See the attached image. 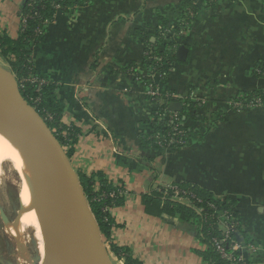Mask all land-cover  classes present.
Segmentation results:
<instances>
[{"label": "crops", "instance_id": "0c3cea01", "mask_svg": "<svg viewBox=\"0 0 264 264\" xmlns=\"http://www.w3.org/2000/svg\"><path fill=\"white\" fill-rule=\"evenodd\" d=\"M25 1L0 0L1 34L19 35ZM166 39L175 47L161 77L143 62ZM31 58L56 84L62 121L79 129L74 168L101 171L125 191L123 203L109 208L112 243L142 264H204L195 250L205 245L190 223L148 215L141 202L152 187L188 183L234 202L228 215L243 264H264V109L233 105L264 91V0H88L56 11ZM142 79L158 97L147 96ZM166 96L170 111L171 102L181 111L185 100L196 101L184 121L193 136L142 149L140 138L152 131L144 124ZM226 217L218 213L220 228Z\"/></svg>", "mask_w": 264, "mask_h": 264}, {"label": "trees", "instance_id": "16d2710c", "mask_svg": "<svg viewBox=\"0 0 264 264\" xmlns=\"http://www.w3.org/2000/svg\"><path fill=\"white\" fill-rule=\"evenodd\" d=\"M86 1L88 0H26L21 14L24 24L21 26L19 35L16 38H11L6 33H0V56L11 66L12 71L19 78L18 86L22 96L45 120L67 157L73 153L79 129L62 121L64 103L56 95V84L47 73L34 67L31 55L32 47L38 43L42 30L53 20L57 10L65 12ZM175 32L178 33L179 29L175 28ZM166 40H160L163 42L162 49L157 47L149 50L145 54L143 62L145 66L152 68L161 77L167 73L166 65L172 61L175 47V42ZM259 72L264 75L263 69H260ZM40 81L42 82L40 83ZM142 81L146 85L149 83L144 82L143 79ZM257 94H264V91H259ZM251 95L244 93L240 95V98L244 99ZM166 100L154 112L150 121L143 122L144 126L151 127L152 131L140 138L142 149L163 148L171 138L181 141L176 145H183L188 143L193 136L192 131L184 125V121L185 118L192 115L196 101L187 99L184 101L181 111H170L168 101L172 98L166 96ZM169 113L175 114V119L170 120ZM175 124L182 134L176 133ZM78 174L89 207L97 220L105 242L109 243L111 251L117 257L123 258L125 264H142L131 256L128 248L117 246L111 242V228L114 219L107 208L123 203L124 194L119 193L122 188L115 187L108 182L101 171L90 176L82 172H78ZM96 180L98 184L95 185ZM173 185L176 186L175 190L190 191L194 197L179 200L174 195V189L152 187L148 192L141 194L144 212L152 216L178 217L190 223L195 229L198 241L205 245L204 249L195 250L204 264H230L221 257L216 248V241L226 251L233 252L234 255L237 254L238 251H231L229 239L222 240V231L218 222V213L232 211L234 202L228 198L218 199L211 192L193 184L174 182ZM112 192L114 194L110 196ZM230 237L233 239L232 233H230Z\"/></svg>", "mask_w": 264, "mask_h": 264}, {"label": "bare ground", "instance_id": "6f19581e", "mask_svg": "<svg viewBox=\"0 0 264 264\" xmlns=\"http://www.w3.org/2000/svg\"><path fill=\"white\" fill-rule=\"evenodd\" d=\"M22 120V112L0 103V172L3 168L1 162L5 159L20 177L18 191L21 209L13 220L5 223V231L14 236L17 228L26 227L37 233L44 250L42 264H78L81 254L88 264H95L90 255L92 243L85 239L77 224L66 216L57 217L46 207L37 187L34 160L28 150ZM18 134H21L22 139ZM44 161L49 175L50 193L79 210L87 211L80 192L70 185L67 171L54 149L46 150Z\"/></svg>", "mask_w": 264, "mask_h": 264}, {"label": "water", "instance_id": "95a60500", "mask_svg": "<svg viewBox=\"0 0 264 264\" xmlns=\"http://www.w3.org/2000/svg\"><path fill=\"white\" fill-rule=\"evenodd\" d=\"M184 46H180L178 53L185 51ZM6 76L8 80L5 79ZM0 103L4 106L23 113L22 126L25 137L27 139L28 150L33 158V168L35 172L37 187L40 195L44 199L46 207L54 213L57 217L66 216L72 219L78 229L83 233L85 239L92 243L91 257L95 264H109L107 259V251L102 239V233L99 225L92 211L88 206L82 195L83 189L80 182L76 179L72 167L66 158V154L59 144L58 140L46 124L45 120L40 116L38 111L28 103L22 96L19 86L14 78L12 72L0 66ZM180 104L178 102H171V110H178ZM52 148L60 157V162L67 171L71 186L76 187L80 192L82 201L87 211H82L70 204L64 199L57 198L50 193L49 190V175L44 161V154L47 149ZM82 189V192L80 190ZM77 204V203H76ZM88 254V253H87Z\"/></svg>", "mask_w": 264, "mask_h": 264}, {"label": "rangeland", "instance_id": "374dc122", "mask_svg": "<svg viewBox=\"0 0 264 264\" xmlns=\"http://www.w3.org/2000/svg\"><path fill=\"white\" fill-rule=\"evenodd\" d=\"M0 66L12 72L17 84H19V78L16 77V75L12 71L11 66L1 56ZM18 136H20V138L22 139L21 134H18ZM70 157L66 156L70 167H72L73 169V173L76 179L78 180V182H80L78 174L79 171L76 170L72 165ZM4 160H2L1 162L3 168L0 172V263L42 264V254H44V250L40 242V237L37 233L29 231V229H27L26 227H20L15 231L16 236L14 234V236L12 235V237L6 231H4L5 223L13 220L18 215L19 210L21 209L18 191L20 187V177L15 169H13L11 165L7 164V161ZM80 190L82 192L81 188ZM57 191H59L58 187ZM82 195L88 206V209L91 210L85 195L83 193ZM102 239L106 247L108 263L119 264L114 257V253L111 251L109 243L105 242L103 236ZM80 258L81 259L79 260L78 264H88L82 254Z\"/></svg>", "mask_w": 264, "mask_h": 264}, {"label": "built area", "instance_id": "2783aa9c", "mask_svg": "<svg viewBox=\"0 0 264 264\" xmlns=\"http://www.w3.org/2000/svg\"><path fill=\"white\" fill-rule=\"evenodd\" d=\"M22 25L24 24V19L21 20ZM137 78V77H136ZM33 80V78H32ZM35 80V79H34ZM42 81H40L41 83ZM146 94L149 98L154 99L156 98V96L158 97V91L155 88V86H153V84L149 83L147 85L146 88ZM171 97V96H169ZM249 105L251 107L254 108H261L264 109V94H257V93H253L251 96L246 97L244 99L238 98L236 100L233 101V105L235 107H241L243 105ZM176 115L175 114H170L169 113V119L173 120L175 119ZM176 126L174 127L175 130H177V134H182L181 130H178L177 128V124H175ZM177 128V129H176ZM181 141L175 138H171L170 140H168L167 144L165 146H163V148L166 147H175V146H179L176 144H179ZM181 145V144H180ZM119 187V186H118ZM122 188V187H121ZM166 188H171V189H176V186L172 184H170L169 186H167ZM120 194H124L125 191L124 189H120L119 190ZM114 192L110 193V196H113ZM174 195L176 196V198H178L179 200H187V198H193L194 194L190 191L186 192L183 190H175ZM107 210L109 211V208H107ZM227 217H226V222H225V228H221L222 231V240H227L229 239V246L231 251H237V247L236 244L234 242V240L230 237V233L232 232L233 226L236 223V219L234 217H231L228 215V212L226 213ZM216 248L218 250V252L220 253L221 257L224 258L225 260H227L230 264H243L242 261V257L239 254V252H237V254H233V252L230 251H226L221 245L220 243H218V241H216Z\"/></svg>", "mask_w": 264, "mask_h": 264}]
</instances>
